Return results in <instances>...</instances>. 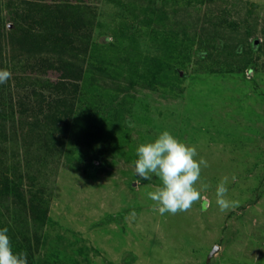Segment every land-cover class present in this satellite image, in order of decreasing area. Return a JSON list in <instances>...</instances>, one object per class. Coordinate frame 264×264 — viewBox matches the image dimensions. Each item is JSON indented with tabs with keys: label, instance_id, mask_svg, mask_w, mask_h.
<instances>
[{
	"label": "rangeland",
	"instance_id": "obj_1",
	"mask_svg": "<svg viewBox=\"0 0 264 264\" xmlns=\"http://www.w3.org/2000/svg\"><path fill=\"white\" fill-rule=\"evenodd\" d=\"M58 1L94 23L52 52L15 40L29 24L54 39L39 16L57 3L0 0V69L12 73L0 84V160L25 203L39 193L47 209L34 233L26 206L0 202V228L30 239L27 264H264V0ZM176 55L174 88H150L146 68ZM74 64L82 78L61 95L60 69ZM163 131L208 162L206 211L160 215L148 197L159 178L135 174L137 147ZM225 178L239 206L222 212Z\"/></svg>",
	"mask_w": 264,
	"mask_h": 264
},
{
	"label": "clouds",
	"instance_id": "obj_2",
	"mask_svg": "<svg viewBox=\"0 0 264 264\" xmlns=\"http://www.w3.org/2000/svg\"><path fill=\"white\" fill-rule=\"evenodd\" d=\"M11 76L9 70L0 69V84L7 83ZM136 156L135 174L146 181L151 180L153 175L160 180V186L148 193L160 215L189 211L197 202H201L202 211L208 209L210 202L202 196L208 185L202 183L197 187L201 171L208 167V162L203 157L197 159L195 146H189L169 131H163L153 141L139 145ZM227 193L225 178L215 191L216 204L222 212L239 206V201L229 200ZM7 233L8 228L0 229V264H27V253L14 252Z\"/></svg>",
	"mask_w": 264,
	"mask_h": 264
},
{
	"label": "trees",
	"instance_id": "obj_3",
	"mask_svg": "<svg viewBox=\"0 0 264 264\" xmlns=\"http://www.w3.org/2000/svg\"><path fill=\"white\" fill-rule=\"evenodd\" d=\"M53 3H57L54 6H41L46 11V17L45 16H39L42 24V31L48 30L49 28L55 29V38H49L52 37V35L48 34L49 37H44L45 42L47 39L49 41V44L45 45L43 42H40V40H37L34 38V35L32 33V26L29 24L28 28L23 27L20 29L21 34L16 35L18 37L17 42L19 45L26 46V45H32L36 48H43V50L47 51H54L55 48L59 49L61 48L60 45L65 44L66 48L70 50L72 42H75L77 40H81V36H76L73 33L75 30H85V28H89L93 26V20H87L88 17L85 14V10H82V7L79 5H72V6H64L61 7V4H58V0H54ZM36 10V8L34 9ZM36 15L35 13H31L30 17ZM48 15V16H47ZM23 16V15H22ZM27 17L23 16L24 19L23 22L28 23L25 19ZM45 17V18H44ZM83 18L87 21H82ZM32 24H35V20L31 19ZM2 33V32H1ZM47 35V34H46ZM40 42V43H38ZM81 42V41H80ZM209 43V42H208ZM206 43V44H208ZM22 48V47H21ZM2 46H0V58L2 54ZM179 55V52H178ZM169 57V56H168ZM167 58V57H166ZM178 58V59H177ZM179 60V57L177 55L175 57H170L168 60L160 61L159 63H153L151 62L150 66L146 68L145 70V78L147 79L148 85L150 88H156L157 86H161L164 88L173 89L174 82L173 78L169 75L171 72L176 69H180L182 61L176 62ZM74 69L70 70L69 66H63L61 70V77L59 81H57L55 84L57 86L55 87L56 90H58L61 95L62 94H69L70 91L68 90L69 86H72L71 83H79L80 79L82 78L83 74V64L80 66H75ZM144 72V71H143ZM142 72V74H143ZM76 87V86H74ZM77 88L74 89L76 91ZM64 107L63 114L65 117L73 112L72 104L69 105H62ZM13 109L11 108L10 111ZM52 111V108L49 107L45 113H43V121H46L49 123L48 127L52 129H56L59 126L60 119L57 118L55 115L50 114ZM25 113V111H23ZM39 113V112H38ZM41 113V112H40ZM14 116V113L11 112V117ZM68 116V117H69ZM38 124V120L35 122ZM63 142L59 144V148H55V152L61 153L63 148ZM115 150V148H113ZM59 155L58 157H60ZM6 172V166L2 164L0 160V202L6 201L8 198L12 197V202L18 206H26V208L29 210V217L32 222V228L34 230V233L43 228L45 225V222L47 220V212L46 207L42 204L39 193L36 195H33L32 199H29L27 201H30L29 203H25L24 199V193L21 189H23L21 186V179H19L20 182H16L15 180L8 179L7 176H5ZM30 182L31 179H30ZM36 196V197H35ZM23 207V208H24ZM25 208V210H26ZM22 221V220H21ZM3 229V228H0ZM14 252H30V245H29V237H27L24 233H20L17 231L15 234L8 232L7 233ZM34 239L38 241L36 235L34 236ZM26 244V246H25ZM26 250V251H24ZM28 259V258H27ZM34 264V263H33Z\"/></svg>",
	"mask_w": 264,
	"mask_h": 264
}]
</instances>
